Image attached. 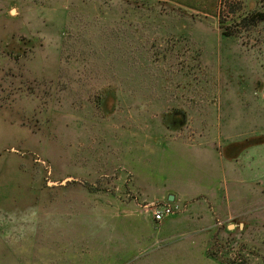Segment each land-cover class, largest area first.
Here are the masks:
<instances>
[{"label":"rangeland","instance_id":"374dc122","mask_svg":"<svg viewBox=\"0 0 264 264\" xmlns=\"http://www.w3.org/2000/svg\"><path fill=\"white\" fill-rule=\"evenodd\" d=\"M223 2L228 37L218 14L154 2L0 0V264H117L125 247L123 264H264V21L228 25L264 0ZM235 143L258 183L230 179ZM213 164L207 230L142 245L113 229Z\"/></svg>","mask_w":264,"mask_h":264},{"label":"crops","instance_id":"0c3cea01","mask_svg":"<svg viewBox=\"0 0 264 264\" xmlns=\"http://www.w3.org/2000/svg\"><path fill=\"white\" fill-rule=\"evenodd\" d=\"M161 1H167L169 3L182 7L186 11L192 13H200L201 15H205V16H213L215 14L217 15L220 4V0H161ZM262 140H264V138ZM232 146H233L232 153L228 154L229 160L226 159V162L228 161V164L231 163L230 179L236 183L239 182L258 183L260 178L256 174L257 173L256 166H254L251 163H249V168H250V171L248 172L249 176H243L244 178H242L241 175L243 174L241 173V167L238 165V163L243 158L242 156L244 155V153L242 152V150H240L241 148L237 147L236 143ZM208 148L209 147H204V150L207 151L210 150V148L209 149ZM228 151H230V149ZM181 152L188 153L190 151H181ZM214 166L215 167L211 166L212 169L215 170L213 171L210 177L205 175L202 176L200 170L190 171V173L187 172L182 173L183 170L181 169L177 171V175H176L177 181L175 184L170 183L167 187H164L162 190H157L158 193L154 195V198L160 200L162 204H167V202H164V199L166 198L169 201L168 198L171 194H173L175 197L173 202L177 204H182L183 203L182 199L184 198L196 199L194 202L190 203L189 212H185V213L183 212L174 216H170L164 220L165 222L161 226L157 224L150 215H146L143 213L131 212L124 214H117L114 215L113 219L119 221L120 223L113 222L112 224L113 229L116 231L122 230L123 232L131 231V230L137 231L138 234L137 233L135 234L140 239V243L143 242L142 245L145 243L153 242L155 241L154 239L156 238L158 239L157 237L158 235L155 232H157L158 234L165 233L166 235L167 234L194 235V234L202 233L205 229L207 230L208 228L205 229L196 228V225H200L204 221L211 220L210 217H207L208 216L207 214L210 212V209L213 214V212L216 210V208L214 207L215 205L213 204L222 203V200L224 199V193L226 192L224 182H222L220 180L221 178L219 177V172H218L219 166L217 167L216 165ZM225 175H226V164L223 161L220 170V176L225 177ZM141 183L143 184L145 183L146 186L143 185L142 189L146 191V189H149V186H152L155 182L145 177L144 180L141 181ZM203 199L208 204V209L204 207L202 204L200 205L199 202H202ZM211 199H213V201H211ZM184 220H186L187 222H185ZM184 225L188 227V228L186 227L187 230L181 229L182 227H184ZM125 248L126 249L128 248V250L126 251H129V247H125ZM138 249L139 248H137V250ZM126 251L124 250L121 251L122 256H118L119 254L117 255L115 254L116 257H113L114 263L123 264V262L127 261L129 258L126 254Z\"/></svg>","mask_w":264,"mask_h":264},{"label":"trees","instance_id":"16d2710c","mask_svg":"<svg viewBox=\"0 0 264 264\" xmlns=\"http://www.w3.org/2000/svg\"><path fill=\"white\" fill-rule=\"evenodd\" d=\"M128 2H136V4L138 5V7H140V2H154L156 4H164V5H168L171 6L173 8H176L177 10L183 11V12H187L188 14L190 13L191 15H194L196 17H206L208 18V16H203L197 13H192L189 11H186L185 9H183L182 7H179L177 5H174L172 3H169L167 1H161V0H125ZM224 8H226L225 3L223 2V0H220V4H219V9H218V26H219V30L221 32L222 36L228 37V36H232L235 33L231 30V27L226 25V23L224 21H222V10H224ZM247 9V8H246ZM231 13H238L237 11L232 10ZM242 22V24L247 27V26H251L256 24L259 21H264V5H261L260 7L253 9V10H248L246 13L243 14H239L235 19L230 21V24L228 25H233V22Z\"/></svg>","mask_w":264,"mask_h":264},{"label":"built area","instance_id":"2783aa9c","mask_svg":"<svg viewBox=\"0 0 264 264\" xmlns=\"http://www.w3.org/2000/svg\"><path fill=\"white\" fill-rule=\"evenodd\" d=\"M181 204H162L153 201L150 203L147 215H150L156 223H162L167 217L180 212Z\"/></svg>","mask_w":264,"mask_h":264},{"label":"water","instance_id":"95a60500","mask_svg":"<svg viewBox=\"0 0 264 264\" xmlns=\"http://www.w3.org/2000/svg\"><path fill=\"white\" fill-rule=\"evenodd\" d=\"M66 181H67V180L63 181L62 183H66ZM168 199H169V201H170V202H173V201H174V199H175V197H174V195H173V194H171V195L169 196V198H168Z\"/></svg>","mask_w":264,"mask_h":264}]
</instances>
